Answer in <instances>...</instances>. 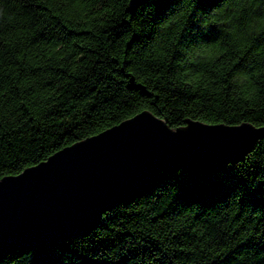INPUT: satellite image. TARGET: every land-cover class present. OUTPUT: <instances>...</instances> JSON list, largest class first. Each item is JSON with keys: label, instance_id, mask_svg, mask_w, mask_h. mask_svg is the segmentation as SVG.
<instances>
[{"label": "trees", "instance_id": "obj_1", "mask_svg": "<svg viewBox=\"0 0 264 264\" xmlns=\"http://www.w3.org/2000/svg\"><path fill=\"white\" fill-rule=\"evenodd\" d=\"M0 0V179L148 111L264 126V0ZM0 264H264V137L179 163L90 233Z\"/></svg>", "mask_w": 264, "mask_h": 264}, {"label": "water", "instance_id": "obj_2", "mask_svg": "<svg viewBox=\"0 0 264 264\" xmlns=\"http://www.w3.org/2000/svg\"><path fill=\"white\" fill-rule=\"evenodd\" d=\"M149 0H129L134 11ZM264 126L187 120L175 129L142 111L0 179V253L92 232L102 215L134 197L155 174L179 163L241 161Z\"/></svg>", "mask_w": 264, "mask_h": 264}]
</instances>
